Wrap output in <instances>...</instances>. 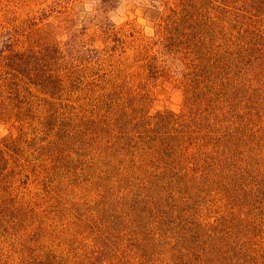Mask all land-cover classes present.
Returning a JSON list of instances; mask_svg holds the SVG:
<instances>
[{
	"label": "rangeland",
	"instance_id": "1",
	"mask_svg": "<svg viewBox=\"0 0 264 264\" xmlns=\"http://www.w3.org/2000/svg\"><path fill=\"white\" fill-rule=\"evenodd\" d=\"M0 264H264V0H0Z\"/></svg>",
	"mask_w": 264,
	"mask_h": 264
}]
</instances>
